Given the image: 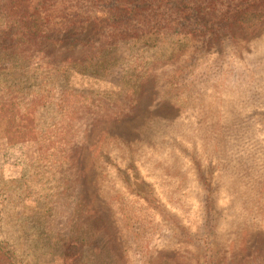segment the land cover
<instances>
[{
	"label": "rangeland",
	"instance_id": "rangeland-1",
	"mask_svg": "<svg viewBox=\"0 0 264 264\" xmlns=\"http://www.w3.org/2000/svg\"><path fill=\"white\" fill-rule=\"evenodd\" d=\"M248 16L201 41L130 36L96 12L59 25L57 47L0 45L3 264H208L215 242L218 264H264V9ZM230 126L245 158L231 179L195 133ZM53 129L64 149L38 142Z\"/></svg>",
	"mask_w": 264,
	"mask_h": 264
},
{
	"label": "trees",
	"instance_id": "trees-1",
	"mask_svg": "<svg viewBox=\"0 0 264 264\" xmlns=\"http://www.w3.org/2000/svg\"><path fill=\"white\" fill-rule=\"evenodd\" d=\"M261 9H264V0H0V45L9 50L22 48L23 45L32 47L44 43L49 44V46L52 45L51 48L57 47L54 45H58L60 43L58 41L62 40L58 31L59 25L72 26L74 29L77 24L78 27L85 24L90 18V14L95 17L96 12L105 13V25L107 23L111 29H119L121 33L130 36L142 37L149 33L164 32L172 36L197 37L204 41L203 38L211 34H231L236 30V27L240 28V24L248 15ZM72 38L78 42L85 41L81 32H76ZM73 60H75L74 57ZM103 117L108 118L113 117V115L103 113ZM228 121L231 120L225 119L226 123ZM217 124L216 121L214 125ZM239 129L236 126H230L227 130L224 129L225 131L219 136L212 128H210L209 135L199 133L200 130L195 131L199 135L201 153L208 155V158L215 161L213 166L216 170L213 173H219L222 178L229 176L231 179L230 173H235L243 166L242 163L245 158L233 160L227 152L229 146H236L241 139L243 141L242 130ZM59 132L53 129V134L50 135L47 131L38 138V142L44 143L49 149L52 148V151L64 149L67 144L66 140H61V143L58 144L54 139L58 137ZM110 134L111 132L107 134L103 132L102 136H107L105 139H111ZM214 134L222 141L219 142L214 139ZM93 141L101 143L102 138L97 133ZM243 153H246L244 148ZM6 155L9 154L6 152ZM172 178L181 183L183 181L179 174L177 178L175 176ZM206 185L209 186V184ZM201 194L207 195V192L204 193L203 191ZM221 207V216L217 209L215 210L210 206L207 210L205 209L206 217L223 219L227 207ZM205 223L200 229L204 226L210 227ZM183 232L190 236L195 233V231ZM205 234L209 241L214 242L216 240L214 234L211 235L208 232ZM149 243L146 236V251ZM215 243L200 247V261H202L203 253L211 250L214 259L207 261V263L215 262L218 264L217 252L214 250ZM133 247L137 253L139 246L135 247L133 244ZM68 250L78 252L79 247L77 244H72ZM4 253L3 241L0 238L1 264L6 257ZM204 256L208 258V254H204ZM11 260L14 262L13 257Z\"/></svg>",
	"mask_w": 264,
	"mask_h": 264
}]
</instances>
